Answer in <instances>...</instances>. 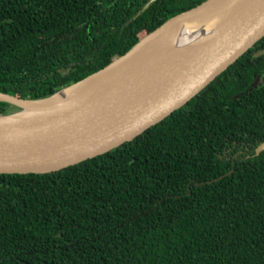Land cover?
Returning a JSON list of instances; mask_svg holds the SVG:
<instances>
[{
  "label": "trees",
  "instance_id": "obj_1",
  "mask_svg": "<svg viewBox=\"0 0 264 264\" xmlns=\"http://www.w3.org/2000/svg\"><path fill=\"white\" fill-rule=\"evenodd\" d=\"M147 1L0 0V91L47 97L203 0ZM262 48L105 153L0 173V264H264Z\"/></svg>",
  "mask_w": 264,
  "mask_h": 264
},
{
  "label": "water",
  "instance_id": "obj_2",
  "mask_svg": "<svg viewBox=\"0 0 264 264\" xmlns=\"http://www.w3.org/2000/svg\"><path fill=\"white\" fill-rule=\"evenodd\" d=\"M180 25L191 33L200 26L210 31L194 43L159 44L165 36L170 41ZM263 36L264 0H203L47 97L0 91V101L18 107L0 114V173L56 171L133 139L185 104ZM263 53L264 48L254 55ZM263 148L264 140L255 153Z\"/></svg>",
  "mask_w": 264,
  "mask_h": 264
},
{
  "label": "bare ground",
  "instance_id": "obj_3",
  "mask_svg": "<svg viewBox=\"0 0 264 264\" xmlns=\"http://www.w3.org/2000/svg\"><path fill=\"white\" fill-rule=\"evenodd\" d=\"M210 31V29H207L205 27H199V29L196 32L191 33L188 31V28H185L184 26H177L175 27V33H173V37L170 41H165V39H168L169 37L165 36L162 40L159 41V44H171V46H175V44H189L194 43L196 40L201 38L203 35L207 34ZM191 34V35H190ZM157 44V45H159ZM88 80L87 82H89ZM64 94L61 93V96Z\"/></svg>",
  "mask_w": 264,
  "mask_h": 264
}]
</instances>
